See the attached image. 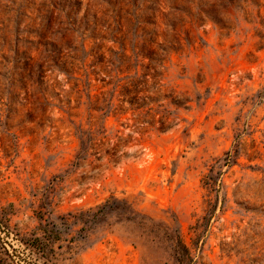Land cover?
Listing matches in <instances>:
<instances>
[{
	"label": "rangeland",
	"instance_id": "1",
	"mask_svg": "<svg viewBox=\"0 0 264 264\" xmlns=\"http://www.w3.org/2000/svg\"><path fill=\"white\" fill-rule=\"evenodd\" d=\"M0 264H264V0H0Z\"/></svg>",
	"mask_w": 264,
	"mask_h": 264
},
{
	"label": "trees",
	"instance_id": "2",
	"mask_svg": "<svg viewBox=\"0 0 264 264\" xmlns=\"http://www.w3.org/2000/svg\"><path fill=\"white\" fill-rule=\"evenodd\" d=\"M26 65L31 67L30 64L27 63V62H26ZM35 74L38 75V79H42L43 78V76H42L43 72H41V69H40V71L35 72L34 75ZM232 160H233V155H231L230 152L227 153L226 158L224 160L225 161V165H231L232 164ZM207 179L210 180L211 178L207 176ZM107 205L104 206V207H107ZM178 238H179V246L181 247V245H182V251L181 252L177 251L178 252L177 254L179 256V261L181 260V262H185V263L186 262H191L193 259L191 257V252H190L189 248L186 245L183 244V242L181 241L180 235H178Z\"/></svg>",
	"mask_w": 264,
	"mask_h": 264
}]
</instances>
